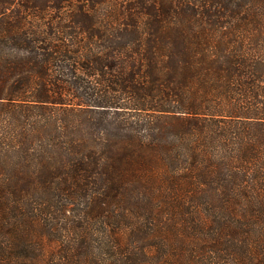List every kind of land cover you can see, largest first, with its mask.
Here are the masks:
<instances>
[{
  "label": "trees",
  "instance_id": "1",
  "mask_svg": "<svg viewBox=\"0 0 264 264\" xmlns=\"http://www.w3.org/2000/svg\"><path fill=\"white\" fill-rule=\"evenodd\" d=\"M0 264H264V0H0Z\"/></svg>",
  "mask_w": 264,
  "mask_h": 264
}]
</instances>
